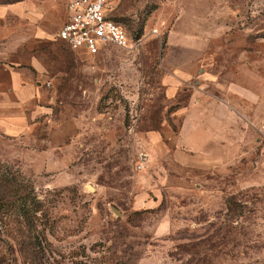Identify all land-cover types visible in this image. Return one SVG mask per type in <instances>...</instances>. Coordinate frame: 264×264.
Here are the masks:
<instances>
[{"label": "rangeland", "instance_id": "rangeland-1", "mask_svg": "<svg viewBox=\"0 0 264 264\" xmlns=\"http://www.w3.org/2000/svg\"><path fill=\"white\" fill-rule=\"evenodd\" d=\"M66 1L0 0V264H264V0H111L96 54Z\"/></svg>", "mask_w": 264, "mask_h": 264}, {"label": "built area", "instance_id": "built-area-1", "mask_svg": "<svg viewBox=\"0 0 264 264\" xmlns=\"http://www.w3.org/2000/svg\"><path fill=\"white\" fill-rule=\"evenodd\" d=\"M110 1L67 0L55 36L72 51L87 54H96L109 46H134L136 41L111 17Z\"/></svg>", "mask_w": 264, "mask_h": 264}, {"label": "crops", "instance_id": "crops-1", "mask_svg": "<svg viewBox=\"0 0 264 264\" xmlns=\"http://www.w3.org/2000/svg\"><path fill=\"white\" fill-rule=\"evenodd\" d=\"M28 61L32 65H35V69H37V72H40L41 71V68H38L39 64L37 63V61H36V59L34 57H32L31 59H29ZM10 87H11L12 90L16 91V93L18 92V94H20V93L22 94V90L26 88V85L25 84L22 85V83H21V77H20V75L16 71H13L12 72Z\"/></svg>", "mask_w": 264, "mask_h": 264}, {"label": "trees", "instance_id": "trees-1", "mask_svg": "<svg viewBox=\"0 0 264 264\" xmlns=\"http://www.w3.org/2000/svg\"><path fill=\"white\" fill-rule=\"evenodd\" d=\"M111 17H112L114 20H116L115 17H114L112 14H111Z\"/></svg>", "mask_w": 264, "mask_h": 264}]
</instances>
